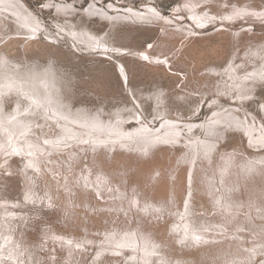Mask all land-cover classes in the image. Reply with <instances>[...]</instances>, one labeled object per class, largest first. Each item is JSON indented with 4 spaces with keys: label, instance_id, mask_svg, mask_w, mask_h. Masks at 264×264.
Instances as JSON below:
<instances>
[{
    "label": "bare ground",
    "instance_id": "obj_1",
    "mask_svg": "<svg viewBox=\"0 0 264 264\" xmlns=\"http://www.w3.org/2000/svg\"><path fill=\"white\" fill-rule=\"evenodd\" d=\"M187 1L198 27L221 18L197 8L204 0ZM100 2L89 0L86 6L81 0H47L40 9L54 13L53 28L23 0H0V98L15 105L14 111L0 105V264H264V132L255 133L246 114L229 105L216 109L210 119L166 116L152 126L143 121L142 94L134 93L119 60L115 67L120 88L126 89L132 109L126 116L117 109L106 118L103 108L93 112L84 104L74 109L68 76L53 62L29 60L25 46L23 51L6 48L9 41L29 42L45 34L52 42L70 43L82 57L116 59L128 53L173 70L174 58L184 50L181 32L163 26L156 41L136 49L122 41L124 36L97 32L86 20L162 24L170 20L167 16L149 1L142 7L131 1ZM247 53L259 58L264 48ZM257 67L246 76L249 79H238L235 87L242 94L237 97H244L254 80H264V67ZM181 75L186 82L188 73ZM179 94L173 104L196 105L189 101L195 91ZM153 98L159 115L171 112L166 94L158 90ZM225 127L248 133L253 149L239 166L232 159L235 154L223 155L219 172L213 169L211 174L210 160L217 142L226 136ZM184 129L203 130V137L183 140ZM165 142H183L188 155L167 161L169 167L155 162L144 170L143 162L157 156L154 152ZM170 221L173 224L159 236L157 225Z\"/></svg>",
    "mask_w": 264,
    "mask_h": 264
},
{
    "label": "rangeland",
    "instance_id": "obj_2",
    "mask_svg": "<svg viewBox=\"0 0 264 264\" xmlns=\"http://www.w3.org/2000/svg\"><path fill=\"white\" fill-rule=\"evenodd\" d=\"M23 1L29 5L30 8L35 9V11L39 10V12L37 11L38 15L41 16L48 26H54L51 20V14L54 13H50L49 9H40L47 0ZM111 1L112 0H101L100 3L108 4ZM120 1H124L125 4L131 1V3L137 7H142L143 3L149 1L150 5L153 4L157 10H160L170 20H168L167 23L162 22V24L161 21L152 22L150 20L149 24L128 21L107 24V22L98 21L96 18H88L86 19L88 24L97 32L110 30L115 33L117 36L116 38L124 36L125 38L122 41L136 49L143 48L148 42L156 41V39L162 35L163 26L168 30L175 29L181 32L182 36L180 37L179 45L183 43L184 50L181 56H179L180 53L177 55L180 57L178 61H176L177 56L174 58L175 61H173L175 65L173 66V70L170 71L168 68L163 70L159 68L158 65L147 63L145 60L140 61L138 58L128 57V53L125 57L118 55L116 59L103 55H101V57L97 54L98 52H96L97 55L94 56L85 55L82 57L80 53L74 50L70 43L66 45L65 43L58 44L52 42L45 34L37 38L30 37L29 42L9 41L6 48H9L8 50L11 51L20 48L23 51L25 46L28 58H30L29 60H39L45 65L49 62H53L63 75L68 76L71 86L68 95L71 96L73 100V106L75 105L74 109L79 106H84V104L93 112L100 111L103 108L105 113H102V115L106 118H112L117 109L119 112L124 113V115L131 111L132 107L129 105L130 101L126 96V86L124 84L125 91H122L118 78L120 73L115 67L119 60H121L127 68L129 82L134 88V93L142 94L140 98L143 100V107L145 110L141 112L143 121L150 123L152 126L157 125L160 119L166 116L173 119L183 118L189 120L192 118L199 121L210 119L216 109L235 105L241 115L245 116L246 114L252 126L256 128L255 133L258 134L260 131L264 132V80H254L253 86L249 90L243 91L246 95L241 98L237 96L239 93L242 94V92L238 91L235 87L238 79H249L246 76L253 74L252 72L256 64H258L257 69L260 71L264 67V62L262 61L264 54L258 58L254 53H247L251 48L259 47L260 50L264 48V0H204L197 8L201 10L203 14H206L208 11L211 13L213 12L214 15L219 13L221 14V18H215V20L213 19L207 22L203 27H198L197 24L193 22L190 15V6L186 4L189 2L187 0ZM88 3L89 0H81L82 5L85 4L87 6ZM177 7L180 8L181 11H178ZM173 8L174 11L172 12ZM175 9H177L178 12ZM232 10H240V12L242 11L243 13L242 15L234 17L230 14ZM70 50H73V52L71 53ZM154 52L156 51L154 50ZM171 52H174V50ZM101 59H105V61ZM184 70L188 73V80L186 82L185 78L182 77L183 75H181V72ZM186 75L187 74H185V76ZM207 85L211 86V89L208 88ZM158 90L166 94L167 109L171 112L168 111L159 115V112L155 110L153 94ZM222 90H226V92H222ZM191 91H195V97L190 98L189 101L196 105L182 108L180 105L173 104L172 100H174L175 94L181 92L188 94ZM204 91L206 92L205 94L202 93ZM129 97L132 99L130 93ZM218 97L220 100L217 101V103L214 102V99ZM3 98L5 99L7 97ZM3 101L5 100L0 98L1 108L4 107L7 108L8 111H14L15 105L13 104V100L7 102L6 99V103ZM182 113H184V115L180 116ZM243 119L245 118L243 117ZM127 121H132V119ZM135 124H137L136 121H134L133 125ZM159 126L160 123L157 127ZM132 128L133 126L130 127V129ZM225 128L227 129L226 136L221 139L220 142H217V149H215L214 156H212L213 159L210 160L211 164H214V167L209 166L210 168L208 169V172L211 174L214 173L213 169L219 172L218 166L224 163L223 155L235 154L232 159L234 158L233 160H236L238 162L237 166H239L241 164L239 161L242 158L248 159L247 153L251 154V149H253L251 137L248 136V133L243 134L241 130L229 129L228 127ZM34 129L40 132V128L37 125ZM193 133L195 135H193ZM182 136L183 140L184 137L189 139L199 138L200 136L203 137V130L195 131V129H184L182 131ZM187 142L189 143V141ZM162 145L165 146L163 149H158L154 152L158 156L154 157H157L158 160L150 156L149 161L143 162L142 167L144 168L145 166L144 170L150 168L155 162H159L160 168L163 167V165L169 167V164L173 163L174 160L179 159V157H183L182 159H184L189 152L186 150V146L183 142L174 143V145L165 142L162 143ZM191 146H193V144H191ZM135 148L136 147H134V149ZM132 151L133 150H129V153ZM137 151L136 149V152ZM109 152L110 155H112L113 151ZM84 161H86L85 157ZM167 161L169 162L168 165ZM210 162L207 164H210ZM166 166H164L162 172L167 170ZM131 171L133 172L134 168H132ZM244 183L248 185L249 181H244ZM260 184L262 183L259 182L256 186ZM60 191L63 192L61 188ZM94 197L99 200L98 196ZM197 201L199 202V200H196V202ZM90 203L95 204V201L90 200ZM183 204H185V201H183ZM135 219L134 217L132 221ZM170 224H173V221L167 224L161 222L157 225L158 228L156 227L155 229L159 231V236L162 235L164 227L170 226ZM61 229H64V227ZM89 251V253H91V250ZM95 252H97V250H94L92 254L88 255L93 256ZM85 263L88 264L87 261Z\"/></svg>",
    "mask_w": 264,
    "mask_h": 264
},
{
    "label": "snow or ice",
    "instance_id": "obj_3",
    "mask_svg": "<svg viewBox=\"0 0 264 264\" xmlns=\"http://www.w3.org/2000/svg\"><path fill=\"white\" fill-rule=\"evenodd\" d=\"M145 59H146V57H145ZM198 239V238H197Z\"/></svg>",
    "mask_w": 264,
    "mask_h": 264
}]
</instances>
